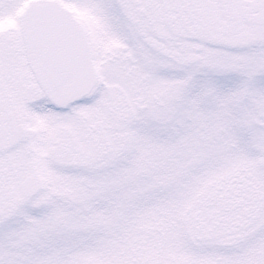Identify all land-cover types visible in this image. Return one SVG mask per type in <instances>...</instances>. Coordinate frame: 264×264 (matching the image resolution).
<instances>
[{"label": "snow or ice", "instance_id": "6c2138e0", "mask_svg": "<svg viewBox=\"0 0 264 264\" xmlns=\"http://www.w3.org/2000/svg\"><path fill=\"white\" fill-rule=\"evenodd\" d=\"M0 264H264V0H0Z\"/></svg>", "mask_w": 264, "mask_h": 264}]
</instances>
